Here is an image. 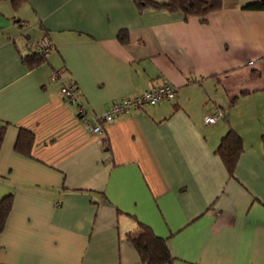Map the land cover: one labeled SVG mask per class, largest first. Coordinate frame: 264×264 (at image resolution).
<instances>
[{
  "label": "crops",
  "instance_id": "obj_1",
  "mask_svg": "<svg viewBox=\"0 0 264 264\" xmlns=\"http://www.w3.org/2000/svg\"><path fill=\"white\" fill-rule=\"evenodd\" d=\"M254 1L224 0L204 20L133 0L9 1L0 264H144L128 237L139 223L165 239L163 264H264V10L244 7ZM41 38L51 47L31 65L23 57ZM62 83L89 114L161 85L176 92L94 134ZM231 128L243 147L232 174L216 152ZM21 131L33 135L28 153L15 147Z\"/></svg>",
  "mask_w": 264,
  "mask_h": 264
},
{
  "label": "trees",
  "instance_id": "obj_2",
  "mask_svg": "<svg viewBox=\"0 0 264 264\" xmlns=\"http://www.w3.org/2000/svg\"><path fill=\"white\" fill-rule=\"evenodd\" d=\"M13 8H18L25 0H9ZM139 9L155 8L165 9L170 12H179L184 18L187 16L204 17L211 11L223 7L224 0H133ZM245 8L264 10V0H257L247 3ZM119 42L125 44L129 41L128 33L125 30L117 34ZM31 65L41 62L44 57L36 51H31L23 57ZM5 123L0 125V144L3 137ZM33 135L31 132L21 131L17 137L15 147L21 152L28 153ZM264 147V133L261 135ZM242 138L240 134L229 129L220 139L216 152L224 162L227 171L232 174L239 155L241 154ZM12 194L6 193L0 197V231L3 229L6 218L11 209ZM129 240L137 249L144 264H163L170 261L171 254L165 239L154 233L149 225L139 223V231L128 236Z\"/></svg>",
  "mask_w": 264,
  "mask_h": 264
},
{
  "label": "built area",
  "instance_id": "obj_3",
  "mask_svg": "<svg viewBox=\"0 0 264 264\" xmlns=\"http://www.w3.org/2000/svg\"><path fill=\"white\" fill-rule=\"evenodd\" d=\"M33 50L41 53L42 55L47 54L51 47L50 42L41 38L39 42L32 45ZM57 73H53L51 78L57 79ZM176 89L170 85H161L155 88L145 90L140 94L134 96H128L114 100L110 105L101 113L89 114L87 108L83 104V98L78 88L72 83H62L60 86V95L71 103H75L77 106V115L81 120L89 124V129L94 134L103 132L105 125L113 121L120 114L127 112L133 107L140 106L142 104L154 105L163 98H173L175 96ZM218 112L206 118L207 122L215 121L220 116Z\"/></svg>",
  "mask_w": 264,
  "mask_h": 264
},
{
  "label": "rangeland",
  "instance_id": "obj_4",
  "mask_svg": "<svg viewBox=\"0 0 264 264\" xmlns=\"http://www.w3.org/2000/svg\"><path fill=\"white\" fill-rule=\"evenodd\" d=\"M9 4V1L7 0H0V11L3 12L5 10V6Z\"/></svg>",
  "mask_w": 264,
  "mask_h": 264
}]
</instances>
